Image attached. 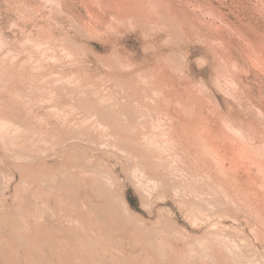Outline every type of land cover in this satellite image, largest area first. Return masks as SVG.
Returning <instances> with one entry per match:
<instances>
[{"label": "rangeland", "instance_id": "rangeland-1", "mask_svg": "<svg viewBox=\"0 0 264 264\" xmlns=\"http://www.w3.org/2000/svg\"><path fill=\"white\" fill-rule=\"evenodd\" d=\"M0 123V264H264V0H0Z\"/></svg>", "mask_w": 264, "mask_h": 264}, {"label": "bare ground", "instance_id": "bare-ground-1", "mask_svg": "<svg viewBox=\"0 0 264 264\" xmlns=\"http://www.w3.org/2000/svg\"><path fill=\"white\" fill-rule=\"evenodd\" d=\"M121 2V1H120ZM156 4V3H155ZM153 8V7H152ZM150 16V15H149ZM160 16H161V14H160ZM166 18V17H165ZM121 21V20H120ZM165 21V20H164ZM8 42V41H7ZM27 51V50H26ZM38 52V51H37ZM9 53V52H8ZM7 56V55H6ZM30 58V57H29ZM27 59V58H26ZM5 63V62H4ZM46 64V63H45ZM129 64V63H128ZM123 67V66H122ZM126 67V66H125ZM23 68V67H22ZM25 68V67H24ZM139 74V73H138ZM59 75V74H58ZM52 76V75H51ZM148 79V78H147ZM152 81V80H151ZM218 82V81H217ZM53 83H55V82H53ZM60 83V82H59ZM69 83V82H68ZM67 83V84H68ZM50 84V83H49ZM118 84V83H117ZM64 85V84H63ZM120 86V85H119ZM59 87V86H58ZM148 87H149V85H148ZM221 87V86H220ZM233 87V86H232ZM118 88V87H117ZM151 88V87H150ZM97 91V90H96ZM70 92H72V91H70ZM88 92V91H87ZM144 92V91H143ZM112 94V93H111ZM147 94V93H146ZM136 96V95H135ZM152 96V95H151ZM109 102V101H108ZM83 104V103H82ZM86 104V103H85ZM91 104V103H90ZM103 105V104H102ZM63 106V105H62ZM133 106V105H132ZM137 106V105H136ZM60 108V107H59ZM107 109V108H106ZM75 110V109H74ZM185 112V111H184ZM145 113V112H144ZM188 114V113H187ZM135 115V114H134ZM116 118V117H115ZM153 118V117H152ZM59 119V118H58ZM87 119V118H86ZM145 119V118H144ZM148 119V118H147ZM122 120V119H121ZM138 121V120H137ZM1 124V123H0ZM4 124H6V123H4ZM7 124H11V123H7ZM74 125V124H73ZM77 125V124H76ZM8 126V125H7ZM240 126V125H239ZM28 127V126H27ZM2 128V127H1ZM3 128H4V126H3ZM2 128V129H3ZM18 128V127H17ZM146 128V127H145ZM235 128V127H234ZM6 129V128H5ZM236 129V128H235ZM38 130V129H37ZM248 130H249V128H248ZM2 131H5V130H2ZM240 131V130H239ZM26 132H28V131H26ZM4 133V132H3ZM246 133V132H245ZM2 138H4V137H2ZM33 138V137H32ZM31 138V139H32ZM116 138V137H115ZM62 139V138H61ZM110 139V138H109ZM153 139V138H152ZM151 139V140H152ZM199 139V138H198ZM27 140V139H26ZM130 140V139H129ZM196 140V139H195ZM32 141V140H31ZM63 141V140H62ZM152 141H154L153 143H155V140H152ZM167 141V140H166ZM16 142V141H15ZM158 142V141H157ZM8 143V142H7ZM35 143V142H34ZM109 143V142H108ZM136 143V142H135ZM15 144V143H14ZM110 144V143H109ZM143 144V143H142ZM160 144V143H159ZM60 145H62V144H60ZM157 144L155 143V146H156ZM198 145V144H197ZM218 145V144H217ZM21 146V145H20ZM135 146V145H134ZM144 146V145H143ZM149 146H151L150 144H149ZM13 147V146H12ZM31 147V146H30ZM147 147V146H146ZM152 147V146H151ZM164 147V146H163ZM163 147H161V148H163ZM138 148V147H137ZM141 148V147H140ZM159 149H161L160 147H158ZM156 150V149H155ZM145 151V150H144ZM150 152V151H149ZM242 152V151H241ZM147 153V152H146ZM34 154V153H33ZM150 154V153H149ZM27 155V154H26ZM253 155V154H252ZM264 155V154H263ZM18 156V155H17ZM21 156V155H20ZM22 157H24V156H22ZM22 157H20V158H22ZM30 157V156H29ZM28 157V158H29ZM260 159V158H259ZM233 161V160H232ZM253 161V160H252ZM264 161V160H263ZM167 162V161H166ZM16 167V166H15ZM84 168H86V166L84 167ZM225 168V167H224ZM35 171V170H34ZM172 171V170H171ZM201 173V172H200ZM183 174V173H182ZM202 174V173H201ZM222 174V173H221ZM2 175V174H1ZM57 175V174H56ZM86 175V174H85ZM167 175V174H166ZM32 176V175H31ZM73 176H75V175H73ZM204 177V176H203ZM30 178V177H29ZM47 178V177H46ZM79 178V177H78ZM108 179V178H107ZM153 179V178H152ZM175 179V178H174ZM181 179V178H180ZM28 180V179H27ZM100 180V179H99ZM218 180V179H217ZM75 181V180H74ZM148 181H150V180H148ZM153 181H155V180H153ZM210 181V180H209ZM62 182V181H61ZM72 182V181H71ZM158 182V181H157ZM221 182V181H220ZM165 183V182H164ZM53 184V183H52ZM74 184V183H73ZM149 184H151V183H149ZM202 184V183H201ZM262 184V183H261ZM148 185V184H147ZM154 185V184H153ZM157 185V184H156ZM52 186V185H51ZM150 185H148V187H149ZM159 186V185H158ZM189 186V185H188ZM187 187V186H186ZM197 187V186H196ZM200 187V186H199ZM205 187V186H204ZM51 188V187H50ZM53 189V188H52ZM71 189V188H70ZM150 189H151V186H150ZM156 189V188H155ZM175 189V188H174ZM194 189V188H193ZM218 190V189H217ZM225 191V190H224ZM185 194V193H184ZM218 194V193H217ZM216 196V195H215ZM197 197V196H196ZM213 197V196H212ZM248 197V196H247ZM236 199V198H235ZM197 200V199H196ZM243 200V199H242ZM211 202V201H210ZM218 202H220V201H218ZM237 202V201H236ZM153 203V202H152ZM230 203V202H229ZM207 204V203H206ZM209 204V203H208ZM202 206V205H201ZM225 206V205H224ZM244 206V205H243ZM254 206V205H253ZM78 207V206H77ZM221 207V206H220ZM75 208V207H74ZM251 208V207H250ZM204 209V208H203ZM202 209V210H203ZM59 210V209H58ZM224 210V209H223ZM74 214V213H73ZM78 218V217H77ZM88 218V217H87ZM114 219V218H113ZM131 219V218H130ZM82 220V219H81ZM74 221H75V219H74ZM76 224V223H75ZM91 224H94V223H91ZM79 225V224H78ZM95 225V224H94ZM72 227H75V226H72ZM21 228V227H20ZM28 228V227H27ZM71 228V227H70ZM76 228V227H75ZM79 228L81 229V227L79 226ZM109 228V227H108ZM171 229V228H170ZM210 229V228H209ZM67 230H69V229H67ZM75 230V229H74ZM77 230V229H76ZM207 230H208V228H207ZM89 231V230H88ZM159 231V230H158ZM217 231V230H216ZM78 232V231H77ZM82 232H83V230H82ZM167 232V231H166ZM165 232V233H166ZM103 233V232H102ZM177 233V232H176ZM181 233V232H180ZM91 234V233H90ZM171 234V233H170ZM224 234V233H223ZM210 235V234H209ZM215 235H216V233H215ZM92 236V235H91ZM101 236H103V235H101ZM100 236V237H101ZM82 237V236H81ZM136 237V236H135ZM216 237V236H215ZM79 238V237H78ZM88 238V237H87ZM151 238V237H150ZM183 238V237H182ZM228 238V237H227ZM226 238V239H227ZM58 239H60V238H58ZM75 239V238H74ZM84 239V238H83ZM82 239V240H83ZM96 239H97V237H96ZM204 239V238H203ZM53 240H55V239H53ZM57 240V239H56ZM68 240H70V239H68ZM67 241V240H66ZM74 241V240H73ZM94 241V240H93ZM100 241V240H99ZM212 241V240H211ZM224 241V240H223ZM112 242V241H111ZM148 242V241H147ZM81 243V242H80ZM101 243V242H100ZM109 243V242H108ZM155 243V242H154ZM206 243V242H205ZM222 243V242H221ZM231 243V242H230ZM82 244V243H81ZM156 244H157V242H156ZM201 244V243H200ZM208 244H209V242H208ZM213 244V243H212ZM71 245V244H70ZM199 245V244H198ZM231 245H232V243H231ZM72 246V245H71ZM86 246V245H85ZM106 246V245H105ZM203 246H204V244H203ZM91 247V246H90ZM162 247V246H161ZM242 247V246H241ZM151 248V247H150ZM207 248V247H206ZM53 250L54 249H56V248H52ZM58 249V248H57ZM71 249V248H70ZM73 249H75L76 250V248H73ZM60 250V249H59ZM66 250H67V248H66ZM107 250V249H106ZM171 250V249H170ZM63 251V250H62ZM157 251V250H156ZM163 251V250H162ZM195 251V250H194ZM237 251V250H236ZM69 252V251H68ZM71 252V251H70ZM93 252V251H92ZM199 252H201V251H199ZM54 253V252H53ZM159 253V252H158ZM205 253V252H204ZM230 253V252H229ZM59 254H60V252H59ZM68 254V253H67ZM73 254V253H72ZM75 254V253H74ZM69 255H71V254H69ZM100 255V254H99ZM165 255H166V253H165ZM230 255V254H229ZM237 255V254H236ZM88 256H89V254H88ZM94 256V255H93ZM122 256V255H121ZM168 256V255H167ZM189 256V255H188ZM196 256V255H195ZM198 256V255H197ZM242 256V255H241ZM77 257V256H76ZM100 257V256H99ZM205 257V256H204ZM230 257H231V255H230ZM245 257V256H244ZM78 258V257H77ZM166 258V257H165ZM184 258V257H183ZM194 258V257H193ZM243 258V257H242ZM82 259V258H81ZM90 259V258H89ZM97 259V258H96ZM95 259V260H96ZM196 259H198V258H196ZM247 259V258H246ZM101 260V259H100ZM242 260V259H241ZM249 260V259H248ZM103 261V260H102ZM105 261V260H104ZM195 261V260H194ZM259 261V260H258ZM172 263V262H171ZM176 263V262H175ZM178 263V262H177ZM260 263V262H259ZM82 264V263H81ZM184 264H186V263H184ZM234 264V263H233ZM252 264V263H251Z\"/></svg>", "mask_w": 264, "mask_h": 264}]
</instances>
